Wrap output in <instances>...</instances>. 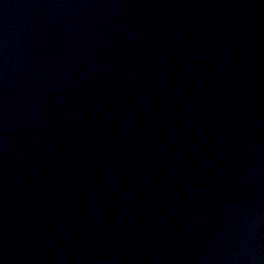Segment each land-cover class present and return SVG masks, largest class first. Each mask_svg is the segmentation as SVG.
I'll return each instance as SVG.
<instances>
[{"label": "water", "instance_id": "obj_1", "mask_svg": "<svg viewBox=\"0 0 264 264\" xmlns=\"http://www.w3.org/2000/svg\"><path fill=\"white\" fill-rule=\"evenodd\" d=\"M0 264H264V0H0Z\"/></svg>", "mask_w": 264, "mask_h": 264}]
</instances>
